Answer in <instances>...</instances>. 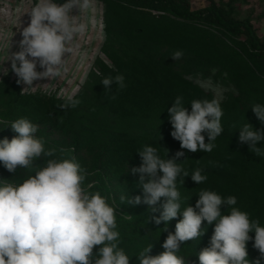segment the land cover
Returning a JSON list of instances; mask_svg holds the SVG:
<instances>
[{
  "label": "rangeland",
  "instance_id": "374dc122",
  "mask_svg": "<svg viewBox=\"0 0 264 264\" xmlns=\"http://www.w3.org/2000/svg\"><path fill=\"white\" fill-rule=\"evenodd\" d=\"M35 2L0 0V140H11L16 135L8 127L12 121L29 119L38 124L37 136L45 139L46 148H55L58 157L60 149H74L62 158L74 157L86 169L85 186H93L95 180L90 168L95 155L88 147L108 138L135 140L134 146L125 145L111 152L104 164L111 176L106 187L108 202L117 207V224L121 222L119 216L132 215L131 225L122 228L119 239V246L132 256L150 243V255L163 252L164 240L169 232H175V225L182 218L181 214L169 221L163 231L165 224L157 225L152 219L161 214L163 198L153 206L156 211L143 202L121 204L122 194L130 198L141 196L143 201V191L137 187L139 174H133L131 169L140 166L142 161L136 152L144 145L156 147L162 158H167L166 149L168 158L183 151L184 156L178 160L182 167L189 173L202 168L207 175V180L199 185L190 176L183 185L178 180L182 210L188 204L195 206L202 189L212 190L223 197L236 196V207L264 226V157L250 152L249 146L238 139L239 128L247 122L254 130L264 131V124L251 109L255 103L264 104V68L258 69L249 62L241 36L229 35L199 21L132 9L118 0H94V10L79 17L87 30L71 45L74 52L66 57L67 71L56 79L34 81L35 88L22 93L27 86L17 83L11 60L7 59L19 51L20 32L30 22L26 12ZM177 4L189 12L208 7L232 11L231 18L249 22L264 45V0H181ZM79 14L78 9H73L72 15ZM177 50L184 55L175 61L171 55ZM37 71L42 69L37 66ZM117 74L124 76L126 87L117 90L113 82L110 93L105 92L100 81ZM67 95L81 103L62 109L60 105ZM177 96L183 97L189 112L194 99L220 100L224 131L214 141L216 147L211 153L181 149L179 141L171 136L173 128L167 108ZM204 135L207 143V133ZM259 146L264 148V142ZM217 163L219 166H215ZM30 174L22 168L10 173L0 163V180L19 184ZM103 196L107 197V192ZM226 209L222 206L221 210L227 214ZM202 227L206 232L200 240L181 244L178 255L187 264H199L197 253L210 245L215 222L208 225L205 221ZM250 235L254 237V233ZM247 250L253 264L257 259L264 264L253 241L248 242ZM130 264H138L137 258Z\"/></svg>",
  "mask_w": 264,
  "mask_h": 264
},
{
  "label": "clouds",
  "instance_id": "9594fccd",
  "mask_svg": "<svg viewBox=\"0 0 264 264\" xmlns=\"http://www.w3.org/2000/svg\"><path fill=\"white\" fill-rule=\"evenodd\" d=\"M73 9H78L80 14L72 15ZM89 10H94V0L64 3L36 0L26 12L30 22L20 32L19 51L7 59L11 60L17 83L27 86L22 93L35 88L34 81L56 79L67 71L66 57L74 52L71 45L87 30L79 17ZM183 55L182 50H177L171 56L176 61ZM37 66L42 71H37ZM3 72L7 75L8 70ZM124 79L122 74H117L100 82L105 92L110 93L113 82L117 90L126 87ZM111 98L115 99V95ZM80 103L73 95H67L60 107L75 108ZM190 105L189 112L183 97L177 96L167 108L173 128L171 136L179 141L181 149L211 153L216 147L214 141L224 131L220 100L194 99ZM251 109L264 124V104L255 103ZM8 127L16 135L11 140H0V163L10 173L22 168L31 174L19 184L0 180V264H130L132 257L119 246L117 207L99 192L89 191L92 185L85 186L86 169L74 157L62 158L74 149H60L58 157L57 150L46 148L45 139L37 136L38 124L27 118H18ZM238 139L249 146L250 152L264 157V148L259 146L264 142V131L254 130L247 122L239 128ZM166 152L167 158H162L156 147L142 146L136 152L142 162L131 172L139 174L137 187L143 191V201L141 196H120L122 205L143 202L153 211H156L153 206L163 198L161 214L152 217L157 225L165 224L163 231L167 230L169 221L182 214L175 232H169L162 244L164 251L150 255L153 248L150 243L135 256L138 264H187L178 255L181 244L200 240L206 232L202 227L205 221L208 225L215 222V227L210 245L197 253L199 264H253L248 258L249 241H253V247L264 258V226L236 207V196L223 197L202 189L195 206L188 204L182 210L178 180L183 185L190 176L199 185L207 180V175L202 168L191 173L185 170L178 162L184 156L183 151L176 152L173 158H168L167 149ZM222 206H227V214L221 210ZM131 217L123 214L124 219ZM254 264H260V259Z\"/></svg>",
  "mask_w": 264,
  "mask_h": 264
},
{
  "label": "trees",
  "instance_id": "16d2710c",
  "mask_svg": "<svg viewBox=\"0 0 264 264\" xmlns=\"http://www.w3.org/2000/svg\"><path fill=\"white\" fill-rule=\"evenodd\" d=\"M129 8L138 10H151L153 12L170 14L174 18L183 19L187 21H199L203 24H207L212 28H219L224 30L229 35H239L242 37L243 42L247 45L249 62L258 69L264 68V45L257 37L254 29L247 21H235L231 18L232 11L223 12L215 9L214 7H208L204 10L189 12L187 9H183L181 5L177 4L181 0H118ZM76 138L79 140V136ZM135 140L133 139H105L104 141H98L96 145L88 147L89 152H93L95 157L90 162L91 172L95 176L94 185L90 188V192H99L102 196L104 192H107V199L109 198L107 182H111V176L108 175L104 169L105 161L109 154L115 149L126 146H134ZM81 147V140L77 145V149ZM39 161L38 163H41ZM2 164V163H1ZM130 166H127L129 169ZM105 170V171H104ZM121 222H119L117 230L120 234L123 227L128 228L131 225L132 220L124 219L119 216ZM138 252V251H137ZM131 258L130 263L137 255H130V251L127 253Z\"/></svg>",
  "mask_w": 264,
  "mask_h": 264
}]
</instances>
